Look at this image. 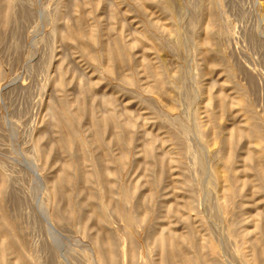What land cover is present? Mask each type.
I'll return each instance as SVG.
<instances>
[{
    "label": "rangeland",
    "instance_id": "374dc122",
    "mask_svg": "<svg viewBox=\"0 0 264 264\" xmlns=\"http://www.w3.org/2000/svg\"><path fill=\"white\" fill-rule=\"evenodd\" d=\"M0 264H264V0H0Z\"/></svg>",
    "mask_w": 264,
    "mask_h": 264
}]
</instances>
